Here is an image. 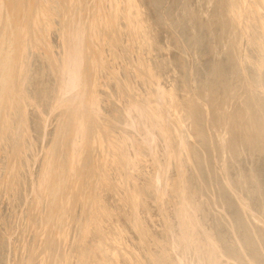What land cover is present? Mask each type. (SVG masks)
I'll use <instances>...</instances> for the list:
<instances>
[{
    "label": "bare ground",
    "instance_id": "6f19581e",
    "mask_svg": "<svg viewBox=\"0 0 264 264\" xmlns=\"http://www.w3.org/2000/svg\"><path fill=\"white\" fill-rule=\"evenodd\" d=\"M144 1L145 2L143 3V5L145 9H142V11L138 10L136 11V13L132 11L130 13L127 12V15L134 16V19L136 15H141L142 17L140 16L138 17H140V19L142 18L144 24L147 27H151L149 21L146 19L149 14L146 11L147 8L156 10V7H159L158 5L159 2L161 4L160 7L162 9L166 7H162L164 5H162L163 3H161V1L163 0H144ZM170 1L171 0H169V4H167L168 7L165 9L166 13L168 12L169 14L170 11L173 13L181 9L180 5H178L179 6L178 8H176L177 6L175 7L176 5V3L174 4L175 1H178L177 3H181L182 4L181 6L186 4L185 0H172L171 2ZM250 1L251 0H238L237 4H233V6H237V7L235 11L231 12V14L229 13L223 14L221 12L222 8L220 6H217L216 8H214L215 7L214 6L213 7L214 9H211L209 15L206 12L207 8L200 9V13L203 15V17L206 18V20L208 18H211L210 16H214L216 20H218L217 22H220V24L221 21L225 20V18L226 19L230 18L231 20L232 14H235L236 16L238 15L237 19L239 20L237 23L236 22L234 23V21L236 20L233 19H232L233 22L231 21H228L229 23L227 22L230 26L233 25L234 23V27H233L234 31L230 29L227 32H230L229 34L231 35L233 33V39H235V34H236L237 42L241 44V41L244 38L247 39L248 32L252 26V21L254 20L250 16V14L247 13L246 10ZM41 2L43 1L41 0ZM252 2L255 3V0H252ZM261 2L262 1L259 0V4L262 5ZM45 3L46 0L44 4ZM102 4H104L105 6L107 5V3H103V2ZM217 4L221 5L222 3L217 1L215 5ZM117 5H118V0H117ZM48 6L47 8L49 9ZM101 6L102 5H100V7ZM256 6L259 5L256 4ZM51 7L53 8V6ZM228 8L229 10H231V6H227V8L226 9L223 8L222 11L225 10L228 11ZM56 9L54 10V12L56 11ZM155 10H151L150 14L153 15ZM76 11H77L76 14H78V23L76 24L78 31H76L75 33L73 32L70 36L71 44L68 42V44H70V47L68 48L69 50L67 49L68 53L66 55V59L65 58L63 59L61 55L57 56L56 64L52 65L49 60H44V62L43 60H39L40 61L39 62L36 59H33V57L31 59L28 58L26 59L24 56H22L21 62L18 65L16 64L17 62L15 60L12 59L11 61L9 57V53L0 56V70H1L0 74L3 80V84L1 86L0 91L5 92L6 94V97L4 99L3 98L0 99V182H1L0 208L2 205L4 207L5 204L10 200L13 201L15 199L17 200L19 198L18 195L22 199L21 192L24 189V185L21 184V180L24 177L23 176L24 165L25 164H27V166L30 165L33 167L30 173L31 180L35 179L39 181V186H41L42 184L41 190L40 187L38 188L35 187L33 190V182L29 180V182H31V184H29V188H31L33 198L31 197L28 203L30 204V206L35 204L33 209L35 220L37 221V223L42 224L43 227V225L47 224L56 215L59 220L54 221V223L55 224L61 223V225L58 227L56 232L54 229H52V232L50 230L49 238L46 237L44 241L45 243L49 242L50 244H52V242L57 243V241L58 244L63 243V248H64V250L62 251L63 258L62 256H60V254L59 255L52 254L51 257L53 258V260L51 262H47V264H72V262L75 260L76 255H74V253H71L70 245L78 242L87 244L88 242L82 240L87 237L90 238L91 236L93 238L92 240L94 242L93 243L94 246L91 245L83 251L86 253H85V260L83 259L84 262L82 264H91V261L94 262L96 261L97 262L96 264H105L104 262H107L106 264H114V263H110L108 260L107 261L105 260L106 259L105 252L102 250V248L99 247L105 248L104 250L110 247L109 245L110 240L108 239L111 237L110 234H108L107 232V227L111 225V216L117 214L121 215L122 213H124L125 210L119 199V197L122 198V194L119 191L123 178L122 166L128 167L130 164H132L135 166L134 167L135 170L140 175H142L143 171L146 170L147 172L146 177L148 178H151L150 176L152 175H154L155 178H157V174H160V171L162 170L164 171V173H166L167 171V175H170L169 172L170 169L168 170V168L172 167L173 168V171L171 173L172 177H170V183L168 184V187L169 188H171L172 186L175 187L177 184V188H179L180 185L179 189L176 188L177 190H179L178 192L179 199L181 203L183 202V208L179 210L180 218L182 221L186 223H190L191 219L185 208L187 201L191 203L188 197V195L191 196V194H189L185 186L186 180H184V178L188 173L185 175L186 170L184 165L188 166L189 169L191 166H193V160H192L193 158H191L192 156L190 157V151H194L193 149L194 147L191 141L192 142L194 141V136L198 135L200 133V130L203 132V130L199 129L193 121H199L203 117L200 121L203 120L202 123L204 125L203 129L206 134L205 137L207 138L208 141L207 143L213 158L216 157L215 151H217L215 149L213 137L214 136L217 137L221 146L222 153L220 152V154L222 155L221 157L218 158V160L215 161V166L218 168L215 170H219L224 183H227L229 185L231 174L228 172L227 167H225L226 163H229L228 162L229 159L235 161L236 166L238 168H243V166L239 165V163L232 154L234 149V147L232 146L233 145L232 142L234 141L231 140L230 137L231 123H236L237 127L240 130L243 129L244 131H246L245 140L247 142V146H245L246 142L245 144H243L245 140L243 141V143L239 142V144H243L244 146L239 145L238 149H235L236 151L241 150V152H243V149L247 148V149H251V152L253 151L254 153L255 150L254 148L258 147L260 151H262V149L264 148L263 145L264 103L261 102L260 100L257 101V98L253 94V93H257L260 96V98H262L261 96H263L264 98V88L259 83L256 85H253L252 83L248 85V83H246L247 87L245 88L244 93L241 92V95H237V92H235V96L225 95L221 97L219 94L216 95L212 94L210 96L212 100L211 102V100L210 101L208 100L206 95L208 93L209 95L211 94V92L207 90V86L203 88L200 94H197L196 92L194 93L195 90L194 88L195 86H198L197 85L198 82H195L194 78H191L192 74H188L189 78L186 80L192 82L191 83L193 85L191 86L192 91L189 90L188 92H184L182 93V95H180L179 90L176 89L175 82L177 81L175 79L174 82H172L173 85L175 84V89H171L168 92V94L171 95L172 101H169V103L167 102L168 103L167 107L164 106V108H162L156 105L157 103L153 105H147L145 103L147 100L145 96H143V98H145V102L140 101L136 98H134L133 101L131 97L136 95V93L131 88H129V90L127 89L125 90V88H123L122 85L120 84L119 82V78L121 74L120 70L117 64L115 63L114 55L112 54V52H111L112 55L109 52V47L112 45L110 42L112 40L110 39H117L116 37H114V34L111 32V24H109L108 22L110 21L112 23L113 19L112 20L107 19L104 23L105 25H107L106 22H108L109 24L108 31L112 33V36L105 37L104 34H99L98 32L95 33L94 28L93 30H90L93 32L91 34L90 31L88 33L87 31L83 30V28L86 26L85 23L87 24L88 15L87 14L84 15V11L79 6ZM181 13L186 14L184 8L182 9ZM160 15L163 16V18H165V14H160ZM50 17H46L48 25L46 27V32H45V34L49 36V40L53 39V36L56 35V33L54 32L55 22L54 23L49 22L51 21ZM106 17L107 15L105 16V18ZM48 18L50 19L49 21ZM98 18L99 17L97 16L96 19ZM118 19H119L118 21H122V16H120ZM158 21L159 22L157 26L162 28L163 26L165 27L166 25L169 24V26H171L173 29V24L170 23L173 21L169 20V18H165L163 21L161 18ZM39 22H40L39 18L36 17L35 30L39 29L40 26V25L38 26ZM99 23L98 26L100 27ZM116 24L118 25L119 23L116 22ZM160 24H162L163 26H161ZM212 25L210 26V28L212 27ZM43 29H45V27ZM158 29L156 30L158 31ZM194 29L196 28L194 27ZM79 31L86 33V35L79 33ZM158 32L165 33L163 29H160ZM146 33L150 34V31H147ZM153 34L155 35L156 38V34L154 32ZM194 34L196 35V31L193 32L192 36H194ZM93 37L97 39L98 38L107 39V44L109 45H105V48L103 47L98 48L97 46L93 47L92 43L91 44L85 43L86 39L90 40L93 39ZM175 37L173 36L172 38L175 39ZM189 37L191 38L190 35ZM261 37L262 39H264L263 32H261ZM12 38L15 39V35L13 32H12ZM19 38H21V34H19ZM34 39L36 38H33V40ZM41 40H43V38ZM223 43H224L223 47L227 46L226 42ZM232 48L231 49L234 50V46ZM227 49L229 48H225V50ZM214 50H216V48ZM262 51L263 53L261 55L259 54L258 57L255 56L256 62H254L256 69L255 76L256 79H258L259 81L263 80V73H264L262 72L264 67V50ZM59 52L58 54H61ZM188 53H189L188 50L187 51L185 50V52L182 53L183 56L180 55L178 58L179 59L182 58L184 62H187L188 65L186 69L188 68L187 71L189 73L192 71V68H194L192 66V61L194 60H191L190 58L191 56H189ZM85 54L87 55L85 56ZM215 55L218 56L217 54ZM241 56H240V60H241ZM242 58H243L242 59L243 62L244 61L249 62L251 56L248 57V55H243ZM120 62L122 64L125 63L123 61ZM22 63L25 67H22ZM47 63H49V65L50 64L52 65L53 68L52 76L54 75L53 77L50 76L51 74L42 73V70ZM87 64L89 65V67ZM133 64H135V62H133ZM174 64L175 63L173 64L171 62L169 63V68H171V70L169 71V75L171 76L172 74L173 78L177 77V71H175ZM125 66L127 70L130 69L128 67L129 64L125 63ZM45 70H47V68H45ZM122 70L124 73L123 67ZM177 70L179 69L177 68ZM18 73H19V77L17 75ZM242 75L245 76L244 73ZM15 76L19 78L18 82L16 83L14 82ZM127 76L130 75L127 74ZM195 83L197 84L195 85ZM146 84L149 90L156 91L157 89L156 86L149 85V84H153V82L151 83L146 82ZM229 84L234 86L233 87L234 90H237L236 87L238 85L235 86L232 81L229 82ZM231 90L227 89V92L231 94ZM239 90H241V84H239ZM217 92H221V88H219ZM253 97L256 98L255 102ZM258 104L260 105V107L258 106ZM144 106L146 111L145 113L149 115L145 116L144 115L145 113L142 114L141 110H143ZM195 108L200 109L201 112L203 113L202 114L203 116L200 115L201 117L199 120H197L195 116ZM197 112H199V110H197ZM77 114H81L80 123L84 125V129H83L84 131L82 132L83 137L84 135H86L85 128H87L89 124L86 125V122L88 120H86L82 116L85 114V116L91 117L92 125L90 128L91 131L94 132V135H96L95 139L97 143H95L96 145L95 151L96 149L98 150V156L96 157L93 156V152L89 154L88 152L87 153L82 152L80 157L83 158L80 160L81 164L78 165H77L78 162L76 163V160L78 159V155H77L78 150L79 149H81L82 151L86 150L85 149L86 146L83 147L85 145L83 143L84 141L82 142L83 137H81V139L77 142V147L74 149L75 156L71 160H67L64 157L62 151L63 147L65 146L64 133L67 130L66 126H68V123L71 120V118L75 117ZM15 117L19 119V123H17L18 124L17 127L18 138L16 140L17 144H15V148L12 147V144H10L11 146L9 148H6L2 143L3 140L5 139V136L8 135L9 133L7 132L8 125L10 124V121ZM143 124L147 125L146 132L141 131ZM111 126L119 130L118 132L120 133L116 134L117 137H115L113 134H109V132L105 133L104 129L106 130ZM199 126H201V124H199ZM164 132L169 133L172 136V139L177 141L176 145L170 150L167 149L166 147ZM31 134L32 135L34 134L35 136L39 137V143L36 142L35 144V140H33V138H31L30 136ZM125 134L128 137H126ZM253 134L255 135L254 138L252 137ZM101 135L103 136V139ZM202 137L204 138V135ZM26 140L27 142H29V146H25V148H29V152H31V148H33V152L29 154L31 155L29 159L24 158V154H23V152H25V150H23V146L24 144H27ZM31 140H33V142H31ZM89 148H91V146H89ZM195 148L197 147L195 146ZM6 149H8L7 156H6ZM34 153L35 156H37L38 154V158L35 159ZM159 154H162V156L164 157L163 160L168 161V163L163 165L164 163L162 164L160 162V159L158 158ZM253 155L254 154L251 155V153L249 155V152H247V157L251 160L250 161L251 164H249V162L247 164L249 169L247 170L246 174L239 173V170H237L236 176L240 179L239 181L241 182V184H245V186H247V178L253 180V182H255V186H257V193L259 194V190H261V186L257 184L256 181L258 180V177L253 172V168H255L254 159H252ZM31 158H33V160L35 161L31 160ZM136 163H139L140 166L138 167ZM166 165L167 166L171 165V166L165 167ZM209 167L211 168V165ZM165 168H167L166 171ZM212 168L214 167L212 166ZM215 170L213 169V171ZM255 172H257V170H255ZM53 174L56 175L53 176ZM94 175H96L95 177L96 180L94 179L95 181L93 184ZM142 176L145 177V175ZM233 178H235V176H233ZM243 180H245V182H242ZM58 181L60 182V184ZM97 181L99 182V186L95 190V184H97ZM209 181L211 182V180ZM125 182L127 185L125 188V194H127V192L130 193L131 192L130 190H133V193L136 195L138 204H147L146 197H148L150 194L155 196V198L157 199V206L160 207L159 214L154 212L153 215H151L150 213L152 212V210L151 208L149 210V208L147 207L148 213L153 218L154 217L157 218L158 221L159 220L162 221L166 225V227L169 228L168 225L166 224L167 220L161 206L164 204V203L162 204L164 200L163 199L160 200L161 203H159V199H161L162 194H165L164 190L162 189L160 180L156 179L155 182L150 187L140 182H133L132 180L129 179V177L128 179H125ZM92 184H93V188L89 190V187H92ZM249 186H251V184ZM235 190L237 191V189ZM230 191H232L231 194L235 196L236 206L240 210L239 212L242 215L241 217L244 218L242 219V221L243 222L245 221L244 222L245 225H243V228H245L243 231L244 237L248 234L246 236L247 237L246 241L245 239L243 240L240 239L242 240V242L243 241L245 242L242 243L244 245H242L240 242L237 243V245L233 246L236 247V250L237 249L238 250L236 251L234 248L233 250H235L236 253L235 251L233 252V250L232 253H234V255L235 254L237 255L239 254L238 253L239 251L240 256L239 257L234 256L232 258H229L230 255L233 256V254L230 253V250L232 248L230 249L229 245H227L230 253V255L228 254L229 255L228 257H226L222 253V251L224 250L226 252V249H224L226 245L224 246L223 244V247L221 246V248H223L224 250L223 249L219 250L220 246H217L216 238L214 237L215 238L214 239L213 236L211 237V234H209L206 231V229H204L200 225L199 220L197 218V213L199 211H195L194 209L195 212L193 211L192 213L194 215L195 222L198 224L201 230L198 231L200 235L198 242L197 239L194 238L191 244L196 254L194 256L193 255L194 253H192L189 250L185 252L168 250V248L165 245H163V250H165V252L167 253L172 254L173 258L170 264H237V262L239 263L240 261H243V263L240 262L241 264H244V262L245 264H255V260H259V262L256 261V264L257 263L260 264L261 259H262V264H264V245H263L264 244L263 243L264 242V206H260L259 214L254 213L252 209L251 210L249 209L250 206L249 204H247L249 203L248 199H246L245 197L243 198L239 193H237L232 189ZM263 191L264 190H261V192ZM45 192H46V196L44 194ZM80 204H82L81 207L84 211V214H83V218L79 220L78 218H76V216H77V209L80 208L79 207ZM43 205H45V207H42ZM214 206L217 207L215 209L216 212L215 214L217 216L220 215L221 217H223L225 224L229 227V230L231 229L233 231L234 228L233 226L237 222H235V224L233 225V223L231 222H233L234 220L230 221V219H228V215L225 216L226 212L224 214L222 206L221 208H219L218 203L217 205L214 204ZM43 208H45L44 212H47V216L45 219H43L42 216ZM17 212L18 213L21 212L20 214L21 217L24 218L23 219L24 224L27 221L31 220L32 211L31 209H29V207L27 209L26 207H24L22 208L21 211L19 208ZM174 212H175L174 206H172L171 214H174ZM209 218H212L210 216V213H209ZM1 221L2 218L0 217V222ZM26 228L27 226L21 228L20 231H18V237H15L14 239H5L0 232V248H1L0 255L2 256L5 247L10 249L11 256L9 257L10 261H8V264H34L33 259L37 261H42L41 258L42 254H40V252L37 251L36 253L37 255H35L33 254V250L31 249V247L34 246L36 241L41 240L42 237L40 238L38 233H34L31 237H27ZM53 228H56V226H54ZM243 228H241V230ZM39 229L38 228L36 229L37 232ZM232 231H229V233ZM234 231L238 232L237 230ZM246 231L247 234L245 235ZM239 232L238 234L241 235V233ZM228 235L229 236L231 235V237L233 238V234H228ZM217 236H219V234ZM220 237L221 236H219V238ZM235 237L238 238L236 234ZM240 237L242 238V236ZM222 238L223 237H221L220 239ZM183 239L185 238L183 237ZM229 241L231 242L230 239ZM253 243L256 244V247L255 245L253 246ZM249 246L255 247L254 249L257 250L254 251L255 254L253 253L254 256L256 255V258L253 256L251 252L254 249L249 251L250 248ZM249 253H251V255ZM239 258H241L240 261H236ZM253 258H255V260ZM81 260L82 259H80V261ZM164 264H168V261L165 260Z\"/></svg>",
    "mask_w": 264,
    "mask_h": 264
},
{
    "label": "rangeland",
    "instance_id": "374dc122",
    "mask_svg": "<svg viewBox=\"0 0 264 264\" xmlns=\"http://www.w3.org/2000/svg\"><path fill=\"white\" fill-rule=\"evenodd\" d=\"M37 1L38 0H0V56L6 55L7 53H9V57L11 61L12 59L15 60L17 62L16 64L18 65L21 62L22 56H24L26 59L27 58L31 59L33 57V59H36L37 61L43 60V62L44 60H49L52 65L56 64L57 56L61 55L63 59L64 58L66 59V55L68 53L67 49L70 47V44H71L70 36L73 32L75 33L76 31H78L77 25H76L78 23V14H76L77 12L76 10L78 9V6H79L84 11V15L85 14L88 15L87 24L85 23L86 26L83 28L84 31H87L89 33V31L93 30L94 28L95 33L98 32L99 34H104L105 37L106 36L110 37L112 36V33H113L114 37L117 38V39H110L112 40L110 41L112 45L109 47V52L110 54L112 52V54L114 55L115 63L117 64L120 70V73H121L120 78H119L120 84L122 85L123 88H125V90L126 89L129 90V88H131L136 93V95H134L136 97L134 96L131 97L133 101H134V98H136L140 101L145 102V98H147L145 102L147 105H153L157 103L156 105L162 108H164V106L167 107L169 101H172L171 95L168 94V92L171 89H175V84H176V89L179 90L180 95H182V93L184 92H188L189 90L192 91V87H191L193 86L191 84L192 82H190L189 80H186L189 78L188 74H192L191 78H194L195 82H198V84L195 83V85L197 84L198 86H195L194 93L196 92L197 94H200L203 88L207 86V90L211 92L210 95L209 93L206 94L209 101L211 100L210 96L212 94H215V95L219 94L221 97L225 95L235 96V92H237V95H241V92L244 93L245 88L247 87L246 83H248V85L250 83H252L253 85H256L259 83L264 88V73H263L262 81H259L258 79H256V76H255L256 69H255V64H254V62H256L255 61L256 57H258L259 54L261 55L263 53L262 50H264V39H262L261 37V32H263V37H264V19H263L264 18V0H260L262 1L261 2L262 5L259 4V0H255V3L252 2L251 0L250 3L248 4V7L246 9L247 13L250 14V16L254 20L252 21V26L248 32L247 39L244 38L241 41V44L237 42L236 34H235V39H233V33L231 35L229 34L230 32H227L230 29L234 31L233 30L234 23L235 22L237 23L239 20L237 19L238 15L236 16L235 14H232L231 20L230 18H227V19L225 18V20L223 19L224 21H221V24H222L221 25L220 22H217L218 20H216L214 16H210L211 18H208L206 20V18L203 17V15L200 13V9L207 8L208 10L206 9V12L209 15V12H211V9H214L217 6H220L222 10L223 8L226 9L227 6H231V10H229V8H228V11L221 10L223 14H228V13L231 14V12L235 11L237 7V6H233V4H237L238 0H235V1L234 0H220V1L219 0H212V1L211 0H187V1L185 0L186 4L183 6H181L182 5L181 3H177L178 1H175L174 2V4L176 3L175 7L177 6L176 8H178L179 7L178 5H180L181 9L178 10L179 12L177 11V12L172 13L170 11V14L168 12L166 13V10H165L168 7L167 4H169V0H167L168 2L166 0L165 1L163 0L164 2L161 1V3H163L162 5L164 6L162 7H166V8L162 9L160 7L161 4L159 2L158 5L161 8V10L159 7H156V10L150 9V8H147L146 10L149 13L146 19L149 21V24L151 25L152 28L147 27L144 24V21L142 20V18L140 19V17H142L141 15H136L135 19H134V16L127 15V12L130 13L132 11L136 13V11L138 10L142 11V9H145L143 5V3L145 2L144 0H141V2L140 0H134V1L133 0H118V5H117V0H56V1L46 0L45 4H44L45 0H42L43 2H41V0H39L38 2ZM214 1L221 2L222 4L215 5L216 2ZM47 2H49L50 4ZM102 2L107 3V5L105 6L104 4H102ZM256 4L259 6H256ZM46 5L47 6L49 5L48 6L49 9L51 6H53V8L51 7V9L49 10ZM100 5L102 6L100 7ZM183 8L186 11V14L181 13ZM55 9H56L55 11L56 13L54 12ZM51 10L53 13L51 12ZM151 10H155L153 15L150 14ZM46 13L49 15H47ZM50 14H51V17H50ZM160 14H165V18H169V20L173 21V22H170L173 24V29L171 26H169V24L166 25L165 27L162 24H160L161 26H163L162 28L157 26L159 19L162 18V21L165 19ZM106 15L107 17L105 18ZM97 16L99 17L98 19H96ZM120 16H122L123 22L118 21L119 20L118 18ZM36 17L39 18L41 22V23L39 22L38 26L39 25L40 26H39V29L37 30H35L36 29L35 28ZM46 17L51 18V21H49L50 19L48 18L49 22L51 23L55 22L54 32L56 33V35L53 36V39H50V40H49V36L45 34L46 27L48 25ZM107 19H111V20L113 19L112 23L108 21L109 24H111L112 33L108 31L109 29L108 22H106L107 25L104 24ZM232 19L236 21H234L233 25L230 26L228 24L229 23L228 21L233 22ZM116 22L119 24L117 25ZM98 23L100 24V27L98 26ZM226 23L228 24V26ZM211 25L212 27L210 28ZM43 26L45 27V29H43L44 28ZM106 26H107V29H106ZM194 27L196 29H194ZM158 28L163 29L165 33L158 32L160 30ZM156 29H158V31ZM147 31H150V34H147L146 33ZM156 31L158 32V34ZM194 31H196V35L194 34V36H192ZM12 32L15 35V39L12 38ZM90 32L91 34L93 33L92 31ZM153 32L156 34V38ZM79 33L86 35V33L82 31H79ZM19 34H21V38L23 39L19 38ZM189 35L191 36V38L189 37ZM173 36L174 37L176 36L175 39L172 38ZM33 38H36V39L33 40ZM42 38L43 40H41ZM234 40H235V43H234ZM68 42L70 44H68ZM223 42H226L227 46L223 47V44H224ZM85 43H89V44L92 43L93 47L97 46L98 48L99 47L105 48V45H109L107 44V39H99V38L97 39L95 37H93V39H90V40L86 39ZM233 46H234V50H232ZM215 48L216 50H214ZM225 48H229V49L225 50ZM185 50L186 51L188 50L189 52L188 54L189 56H191L190 57L191 60H194L192 61V66L194 68H192V71L189 73L187 71L188 68L186 69L188 65L187 62H184L182 58L180 59L178 58L180 55L183 56L182 53L185 52ZM58 52L61 54H58ZM215 54H217L218 56H216ZM86 55L87 54H85V56ZM243 55H248V57L251 56L249 62L248 61L243 62L242 60ZM240 56H241V60H240ZM231 57H232V60H231ZM120 61H123L129 64L128 67L130 69L127 70L125 63L122 64ZM133 62H135V64H133ZM170 62L172 64L175 63L174 64L175 71H177V77L175 78H173L172 74L171 76L169 75V71L171 70V68H169ZM51 64L49 65V63H47L45 67L43 68L42 73L51 74L50 76L53 77L54 76V75L52 76L53 68ZM22 67H25L23 63H22ZM122 67L124 69V73H123ZM45 68H47V70H45ZM177 68L179 70H177ZM185 70L187 71V73ZM204 72H205V75H204ZM262 72H264V67H263ZM243 73L245 74V76L242 75ZM127 74H129L130 76H127ZM17 75L19 77V73ZM18 77L17 76L14 77L15 83L18 82L19 80ZM148 79L150 80V82ZM175 79L177 82H175V84L173 85L172 82H174ZM227 81L229 82L232 81L235 86L238 85L236 87L237 90H234L233 89L234 86L230 85L229 82ZM146 82L147 83L153 82V84H149V85L156 86L157 87L156 91L149 90ZM0 83H1L0 84V89H1V86L3 84L1 74H0ZM187 83L189 86L187 85ZM239 84H241V90H239ZM219 88H221V92H217ZM227 89L229 90L233 89L231 90V94L227 92ZM253 94L257 98V101L260 100L261 102L264 103L263 96H261L262 98H260V96L257 93H253ZM143 96H145V98H143ZM5 97H6L5 92L0 91V99L2 98L4 99ZM255 97H253L254 102L256 101ZM233 100H236V99H233ZM258 106L260 107L259 104ZM197 110H199V112H197ZM141 111H142V114L146 112L145 106L143 110ZM202 114L203 113L201 112L200 109L195 108V116L197 120L200 119L201 117L200 115ZM144 115L146 116L149 114L145 113ZM80 117H81V114H77L75 117H72L68 123V126H66L67 130L64 133L65 146L63 147L62 151H63L64 157L67 160H71L75 156L74 149L77 147V142L81 139V137H83L82 132L84 131L83 130L84 125L80 123ZM82 117L88 120L86 122V125L89 124V126L85 128L86 135H84V137L82 138V142L84 141L83 143L85 144V145L83 144L84 145L83 147L86 146L85 147L86 150L84 151H82L81 149L78 150V154H77L78 159L76 160V163L78 162L77 165L81 164L80 160L83 157H80V156L82 152H86V153L88 152V154L93 152V156L95 157L98 156V150L96 149L95 151V147H96L95 143H97L95 139L96 135H94V132H92L90 128L92 125L91 117L85 116V114ZM200 120L193 121L196 124V126L199 129H202L204 132L203 133L200 130V133L194 136V141L193 142L191 141L194 147L193 148L194 151H190V157L192 156L191 158H193L192 159L193 166H191L189 169L188 166L184 165L185 170H186L185 175L188 173L186 177L184 178V180H186L185 186H186V190L189 192V194H191V196L188 195L191 203L187 201L185 209L187 210L190 216L191 222L186 223L182 221L180 218L179 210L183 208V202L181 203L179 196H178L179 190H177L180 188V185H179V188H177V184L175 187L174 186H172L171 188L168 187V184L170 183V177H172V174H171L173 171L172 167L168 168V170L170 169L169 170L170 175H167V171H166L167 168H165L166 173H164V171L162 170L160 171V174H157V178H155L154 175L150 176L151 178H148L146 177L147 172L144 169H142L144 171H143V174L142 173L141 174L145 175V177L140 175L135 170L134 168L135 166L132 164H130L128 167L122 166L123 168L122 177L123 178H122V183L119 189V191L122 194V198L119 197V199H120L122 206L125 208V210H124V213H122L121 215L117 214V215L111 216V225L107 227V232L108 234H110V237H111L108 239L110 240L109 242L110 247L106 248V250H104L105 248L103 247H99V248H102V250L105 252L106 261L108 260L110 263H114V264H164L166 260L168 261V264H170L173 258L172 254L165 252V250H163V245H165L168 248V250H175L179 252H185L189 250L192 253H194L193 255L195 256L196 252L195 250H193L191 244L194 238H196L198 242V239L200 238L198 231H201V230L198 224L195 222V218L192 213L194 209L195 211H199L197 213V218L199 220L200 225L204 229H206V231L209 234H211V237L213 236V238L214 237L216 238L217 246H220V248L218 247L219 250L223 249L221 248V246L223 247V244L224 246L229 245V248L230 249L232 248L230 250V253H232V250L234 248L236 250V247H233V246L237 245V243H240V242L242 244L244 242V241L242 242L243 239H245L246 241V238H247L246 236L248 235L247 231L245 233V235L247 234L245 237L243 233L245 229L243 228V225H245L244 223L245 221L244 222L242 221V219L244 218L241 217L242 215L239 212L240 210L236 206L235 196L231 194L232 191L230 190L232 189L236 191L235 189H237L236 191L237 193H239L243 198L245 197L246 199H248L249 203L247 204H249L250 206V207L248 206L249 209L250 210L252 209L254 213H258V214L260 213L259 212L260 206H264L262 205L264 204V191L261 192V190H264V148L262 149V151H260L258 147L256 146L257 148H254L255 149L254 153L253 151L251 152V149H247V148L243 149V152H241V150L236 151L235 149H238L239 145L244 146L243 144H245L246 142L245 140L246 131H244L243 129L240 130L237 127L236 123H231V128H230L231 136L230 137H231V140L234 141L232 142L233 143L232 146L234 147L232 154L237 160V162L239 163V165L243 166V168H238L236 166L235 161L229 159L228 161L229 163H226L227 166L225 165V167H227L228 172L231 174L230 175L231 178L229 180V185H228L227 183H224L219 170H215V169H218L215 166V161L218 160V158L221 157L222 155L220 154L221 152L220 143L217 137L214 136L213 137L214 144H215V149L217 151H215L216 157L213 158L210 148L207 143L208 142L207 138L205 137L206 134L203 129L204 125L202 123L203 120L202 121ZM17 123H19V119L15 117L14 119L10 121V124L7 127V132L9 133L8 135L5 136V139L3 140V143H2L6 148H9L11 146L10 144H12V147L15 148V144H17V141H16L18 138V135H17L18 124ZM199 124H201V126H199ZM146 130H147V125L143 124L141 131L146 132ZM104 131L105 133L109 132V134H113L115 137H117L116 134L120 133L118 132L119 131L118 129L112 126L110 128H107L106 130L104 129ZM263 132H264V123H263ZM164 133H165L164 139H165L166 147L167 149L170 150L176 145L177 141L172 139V136L169 133L167 132H164ZM201 135L202 136L204 135V138ZM253 135L252 137L254 138L255 135L254 136ZM30 136L31 138H33V140H35V144L36 142L39 143L38 136H35L34 134L33 135L31 134ZM125 136L128 137L126 134ZM102 139H103V136H102ZM33 140H31V142H33ZM239 142L243 144H239ZM194 145L198 149L195 148ZM25 146H29V142H27V144H24L23 146V150H25V152H23L24 158L29 159V157H31V155L29 154L33 152V148H31V152H29V148H25ZM89 146H91V148H89ZM245 146H247V142ZM247 152H249V155L250 153L251 155L254 154L253 158L252 156L251 158L254 159L255 168H253V172L258 177V180L256 182L257 184H259V186H261V190H259V194L257 193V186H255V182H253V180H250L249 178H247V186H245V184H241V182L239 181L240 179L236 176L237 170H239V173L246 174L247 170L249 169L247 164L248 162L249 164H251L250 163L251 160L247 157ZM7 153H8V149H6V156H7ZM34 156H35V153H34ZM36 158H38V154L37 156H35V159ZM158 158L160 159V162L162 164L164 163L163 165L168 163V161L163 160L164 157L162 156V154H159ZM31 160H33V158H31ZM209 163L211 165V168L209 167L210 166ZM136 165L138 167L140 166L139 163H136ZM168 166H171V165H168ZM168 166L166 165L165 167H168ZM212 166L214 168H212ZM31 169H33L32 166L30 165L27 166V164L24 165V173H23L24 177L21 180V184L24 185V189L21 192L22 199L18 195L19 198L17 200L16 199L14 201L10 200L9 202L5 204L4 207L2 205L0 208V217L2 218V221L0 222V232L5 239H14L15 237H18V231H20L21 228H24V226H27L26 228L27 237H31L34 233H38L40 238L42 237L43 240L42 239L37 240L34 246L31 247V249L33 250V254L35 255H37L36 254L37 251L40 252V254H42L41 255L42 261H37L33 259V262L34 264L36 263L37 264H47V262H51L53 260V258L51 257L52 254L54 255L60 254V256H62L63 258V252H62L64 250L63 243L58 244V241H57V243L52 242V244H50L49 242L45 243L44 241L46 237L49 238L50 230L52 232V229H54L56 232V230L61 225V223L59 224L54 223V221L59 220L56 215L47 224L43 225V227H42V224L37 223V221L35 220V215L33 214V209H34L35 204L30 206V204L28 203L29 199L31 197L33 198L31 188H29V184L33 182V190L35 187L36 188L40 187V190H41L42 184L41 186H39V181L35 179L31 180L30 178ZM213 169L216 172L213 171ZM255 170H257V172H255ZM55 175L56 174H53V176ZM207 175L209 178L207 177ZM213 176L215 180L213 179ZM233 176H235V178H233ZM95 177L96 175L93 176V184H94V181L96 180ZM128 177L133 182H140V183H143L144 185H148L149 187L152 186V184L155 182L156 179L160 180L162 189L164 190L165 194H162L161 199H159V203H161L160 200L162 199L164 200L162 202V204L163 203L164 204L161 206H162L163 213L167 220L166 224L168 225L169 228H167L166 225L162 221L160 220L158 221L157 218L155 217L153 218L151 216L153 215L154 212L159 214V209H160V207L157 206V199L155 198L154 195L150 194L148 197H146L147 204H138L136 195L133 193V190H130L131 191L130 193L127 192V194H125V188L127 186L125 179H128ZM29 180H31V182H29ZM209 180H211V182ZM242 182H245V180H243ZM93 184H92V187H89V190L93 188ZM171 184H174V183H171ZM250 184L251 186H249ZM215 185L219 189H217ZM98 186H99V182L97 181V184H95V190L98 188ZM43 189H44V186H43ZM44 194L46 196V192ZM217 203H218L219 208H221L222 206L224 214L226 212L225 216L228 215V219H230V221L234 220L233 222H231L233 223V225L235 224V222H237L233 226L234 227L233 231L231 229L229 230V227L225 224L223 217H221L220 215L217 216L215 214L216 213L215 209L217 207L214 206V204L217 205ZM170 204H171V207L174 206V210H175L174 214H171ZM81 205L82 204H80L79 205L80 208L77 209V216H76V218H78L79 220L83 218V214H84V211ZM24 207H26V209L29 207V209H31L32 211V213L29 212L32 214L31 220L27 221L25 224L23 223L24 218L21 217V214H20L21 212L19 213L17 212L19 208L21 211L22 208ZM42 207H45V205H43ZM147 207L149 208V210L151 208L152 210V212L150 213L151 215L148 213ZM203 209L205 212L203 211ZM44 210L45 208H43V212H42L43 219H45L47 216V212H44ZM199 213L202 215H200ZM209 213L212 218H209ZM207 216L209 220L207 219ZM54 226H56V228H53ZM37 228L38 229L40 228L38 232L36 230ZM241 228L243 229L241 230ZM234 230H237L238 232L240 231L239 233H241V235H239L238 232ZM229 231H232V232L229 233ZM233 232H236V233H233ZM218 234L224 239L223 238L220 239L221 237L219 238V236H217ZM228 234H233V238L231 237V235L229 236ZM235 234L238 236V238L235 237ZM240 236H242V238ZM183 237L185 239H183ZM228 237H231L232 239ZM92 239L93 238L91 236L90 238L87 237L82 240V241L88 242L87 244L78 242V243H73L70 245L71 253H74V255H76L75 260L72 262V264H82L84 262L83 259L85 260L86 252H83V251L87 249V247L93 245L94 242ZM229 239L231 240V242L229 241ZM229 242L232 244L233 243L235 244L232 245ZM254 245L256 247V244L253 243V246ZM226 246L224 248L226 249V252L223 249L224 251H222V253L226 257H228L230 253H229L228 246L227 248ZM255 247L251 246L250 247L251 249L249 248V251H251ZM235 250H233V252ZM255 250L256 249L251 251L252 254L254 253ZM238 253L239 254L237 255L236 254L234 255V253H232L233 256L230 255L231 257L229 256V258H232L234 256L239 257L240 252L238 251ZM249 254L251 255V253ZM10 256H11L10 249L5 247L3 250L2 256L0 255V264H8V261H10L9 259ZM254 257L256 258V255ZM255 258L253 259L255 260ZM80 259L82 260L80 261ZM240 259L241 258H239L236 261H240ZM256 261L259 262V260H255V264H256ZM260 261H261L260 264H262V259ZM240 262L243 263V261H240ZM96 263H97L96 261L95 262L91 261V264H96ZM104 263L106 264L107 262H104ZM239 263L237 262V264Z\"/></svg>",
    "mask_w": 264,
    "mask_h": 264
}]
</instances>
